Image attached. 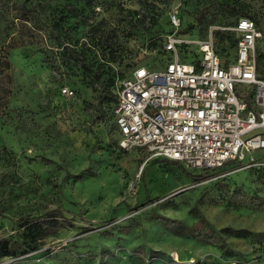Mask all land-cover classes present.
Instances as JSON below:
<instances>
[{
    "label": "rangeland",
    "instance_id": "1",
    "mask_svg": "<svg viewBox=\"0 0 264 264\" xmlns=\"http://www.w3.org/2000/svg\"><path fill=\"white\" fill-rule=\"evenodd\" d=\"M13 3L36 8L37 32L6 11ZM170 14L191 26L178 32L184 40L212 31L225 66L236 47L219 35L234 40L237 18L251 16L264 80V0H0V57L10 63L0 75V238L20 234L25 246L18 220L49 210L68 220L0 264H264V166L195 180L202 170L118 145L117 83L170 59ZM182 45L181 59L200 56L195 42ZM253 156L264 162V150Z\"/></svg>",
    "mask_w": 264,
    "mask_h": 264
},
{
    "label": "built area",
    "instance_id": "2",
    "mask_svg": "<svg viewBox=\"0 0 264 264\" xmlns=\"http://www.w3.org/2000/svg\"><path fill=\"white\" fill-rule=\"evenodd\" d=\"M172 33L164 49L171 53L162 68L137 67L117 83L113 109L122 150L144 149L151 158L182 163L194 170L228 172L264 166L253 152L264 150V80L256 72L255 23L240 18L234 60L224 65L212 39L178 36L180 19L170 14ZM195 42L200 56L183 60L177 47ZM238 85L250 86L237 95ZM61 93L73 95L62 88ZM204 264V263H201Z\"/></svg>",
    "mask_w": 264,
    "mask_h": 264
},
{
    "label": "trees",
    "instance_id": "3",
    "mask_svg": "<svg viewBox=\"0 0 264 264\" xmlns=\"http://www.w3.org/2000/svg\"><path fill=\"white\" fill-rule=\"evenodd\" d=\"M4 7H5L6 11H8V13L14 11L15 12V18H17L21 23H27L29 25V29L31 28L32 30L37 32L39 30V28H37V27H41L39 25V19H38L37 14H36V8L25 7L22 5L18 6L14 3L11 5L6 4V5H4ZM240 18H248V19H251L255 23L254 19L251 16L243 15V16H240L237 18L235 25ZM165 21H166V24H168L170 27L168 17H166ZM180 23H181V28L179 29L180 34H183L184 31H186V29L188 27H191V26L185 25L184 22H182L181 20H180ZM255 25H256V23H255ZM256 27H257V25H256ZM215 33L218 34L217 31ZM211 34H212V31H211ZM219 37H221L222 39H226V40L230 41L231 48L234 49L236 47L237 37L235 35H234V40H232L230 38V36L225 35V34H220ZM10 43H12V42H10ZM59 45H63V43L61 42V43H59ZM184 46L185 45H180L179 47L183 48ZM162 47L163 46L160 47V50ZM161 51H163V49ZM115 55H116V53L111 55L110 59L115 61L117 59V57ZM189 58H191V56ZM234 58H235V54L232 57V61L234 60ZM191 59H187V60H191ZM183 60H185V59H183ZM137 67H146L147 69H154V68L148 67L146 65H141V64L135 66L133 69H135ZM9 68H10L9 61L6 58H4V56H1L0 57V75L5 76L6 72ZM131 72H129V74ZM129 74H126L125 76L121 77V79L125 78ZM257 76H258V74H257ZM115 104H116V91L114 94L112 115H113V109L115 107ZM114 124H115V122H114ZM202 171H203V174L192 175V178H194L195 180H201V179H204L206 177V174L213 172V170H202ZM66 222H68V220L62 215V213L59 210H55V209L49 210V211H47L44 214L39 215V216H28V217L19 219L16 226H17L18 230L23 229L24 232H23L22 236L24 237L23 239L25 240L26 245L24 246L20 234L17 235L15 239L0 238V257H14V256L24 254V253H27V252H30V251L37 249L38 241L41 239V237L45 233H47L49 230H52V229H54V230L62 229L65 226Z\"/></svg>",
    "mask_w": 264,
    "mask_h": 264
}]
</instances>
